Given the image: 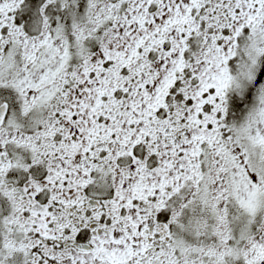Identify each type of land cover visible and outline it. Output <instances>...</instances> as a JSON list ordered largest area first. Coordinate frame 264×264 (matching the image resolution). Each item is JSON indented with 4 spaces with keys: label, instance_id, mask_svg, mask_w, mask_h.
<instances>
[{
    "label": "snow or ice",
    "instance_id": "6c2138e0",
    "mask_svg": "<svg viewBox=\"0 0 264 264\" xmlns=\"http://www.w3.org/2000/svg\"><path fill=\"white\" fill-rule=\"evenodd\" d=\"M0 264H264V0H0Z\"/></svg>",
    "mask_w": 264,
    "mask_h": 264
}]
</instances>
